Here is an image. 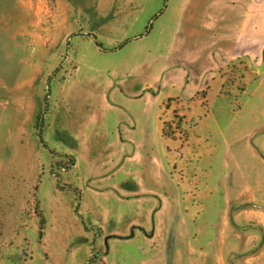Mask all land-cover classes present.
Here are the masks:
<instances>
[{
	"label": "rangeland",
	"instance_id": "obj_1",
	"mask_svg": "<svg viewBox=\"0 0 264 264\" xmlns=\"http://www.w3.org/2000/svg\"><path fill=\"white\" fill-rule=\"evenodd\" d=\"M195 2L0 0V264H264V9L182 97Z\"/></svg>",
	"mask_w": 264,
	"mask_h": 264
},
{
	"label": "crops",
	"instance_id": "obj_2",
	"mask_svg": "<svg viewBox=\"0 0 264 264\" xmlns=\"http://www.w3.org/2000/svg\"><path fill=\"white\" fill-rule=\"evenodd\" d=\"M195 3L199 7L198 18L205 26V29L202 30L201 28L199 33L198 29L195 31V39L200 42L204 41L206 44L199 46L196 51L197 55L195 56L199 58V61L193 74L183 71L184 74L177 73L176 76L173 72H170L166 80L173 83V79L178 77L176 84L178 85L177 88L181 90L179 95L182 97L184 95L183 91L187 90L193 82L198 84L197 87L203 83V87L208 88L209 83H206L203 75L211 72L210 70L216 66L215 57L237 58L244 56L247 54L248 47L255 45L262 38L261 32L257 33L254 27L259 24L263 25V20L258 13L253 12L264 9L263 0H196ZM235 22L236 24H234ZM216 37L226 46L223 48L218 47L212 52V48L209 47L210 41L213 42ZM210 63L213 64L212 67L209 66ZM214 82L216 83L211 78L210 83ZM159 130L161 133V129Z\"/></svg>",
	"mask_w": 264,
	"mask_h": 264
},
{
	"label": "trees",
	"instance_id": "obj_3",
	"mask_svg": "<svg viewBox=\"0 0 264 264\" xmlns=\"http://www.w3.org/2000/svg\"><path fill=\"white\" fill-rule=\"evenodd\" d=\"M167 0H163L164 3H166ZM39 140H41L40 138V133L38 134Z\"/></svg>",
	"mask_w": 264,
	"mask_h": 264
}]
</instances>
